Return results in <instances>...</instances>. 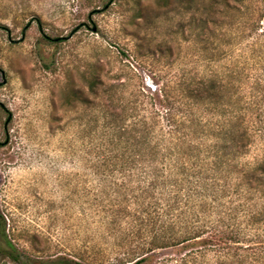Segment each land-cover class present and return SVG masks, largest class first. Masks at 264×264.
Listing matches in <instances>:
<instances>
[{
	"label": "rangeland",
	"instance_id": "rangeland-1",
	"mask_svg": "<svg viewBox=\"0 0 264 264\" xmlns=\"http://www.w3.org/2000/svg\"><path fill=\"white\" fill-rule=\"evenodd\" d=\"M263 161L264 0H0V264H264Z\"/></svg>",
	"mask_w": 264,
	"mask_h": 264
},
{
	"label": "trees",
	"instance_id": "trees-1",
	"mask_svg": "<svg viewBox=\"0 0 264 264\" xmlns=\"http://www.w3.org/2000/svg\"><path fill=\"white\" fill-rule=\"evenodd\" d=\"M95 85V84H94ZM93 85V86H94ZM218 90V85L217 83L214 82H199V83H189V84H185L184 88H183V92H184V96L191 102L193 103V105L195 106H200L202 107V104H204V102L206 100H211L214 101V99L212 100L213 97H216L215 94L217 93ZM215 102V101H214ZM240 122H238V124H228V135H227V140H229L231 142V144L233 145L235 152L237 155H241L244 150L247 148L248 146V138H247V134L245 132H243V130H241L240 128H237V126H239ZM136 132H134L135 135ZM139 133V132H138ZM148 135L146 134L145 136H141V142H145L147 139ZM142 150L139 149V151H136L134 153V155H136L137 158H141L140 161L145 162V160H149V165H146L147 168H151V166L153 167V162H155V157L158 154V151H156V149L153 150H149L148 151V155L145 154L143 152H141ZM147 155V156H146ZM149 158V159H147ZM144 164V163H143ZM151 164V165H150ZM255 170L260 174L259 176L261 178H256V181L254 182L255 185L253 189L255 192H257V195H261L262 200H264V161L257 167L255 168ZM261 209L259 210L260 212L257 213L253 220H251L250 222L255 223L256 226L258 225H264V201L262 206L260 207ZM6 225H5V221L4 218L2 217V215L0 214V239L3 238L6 242V247L1 251V254L3 256H6L9 259H15V254H16V248L13 246V244L11 243V241H9L7 239L6 236ZM232 237H229V235H227V233H225L224 231H217L214 235L215 237V242L217 243V241L219 242H223L225 243V241L227 240H232L234 242H238V240L241 238V235H239L238 233L232 232L231 233ZM240 236V237H239ZM212 237V238H214ZM229 238V239H226ZM192 238H185L183 240H173L171 241V246L175 247V246H180L182 244H184V242H187L189 240H191ZM159 239L156 238V243L159 242ZM216 243L212 242V243H207L208 245H216ZM169 243H167L168 246ZM164 245V244H163ZM156 246V245H154ZM230 248V247H228ZM153 252V251H151ZM148 259V253H144V255H142L141 257H138L137 259H135L133 262H131L130 264H144L145 262H147ZM25 264H81L79 262L76 261H71L69 259H65V258H58L55 261H29L26 262ZM215 264H245L243 261L242 262H238V261H218Z\"/></svg>",
	"mask_w": 264,
	"mask_h": 264
}]
</instances>
